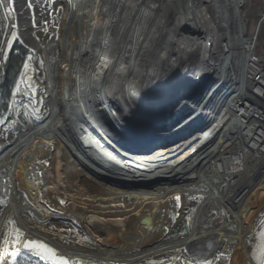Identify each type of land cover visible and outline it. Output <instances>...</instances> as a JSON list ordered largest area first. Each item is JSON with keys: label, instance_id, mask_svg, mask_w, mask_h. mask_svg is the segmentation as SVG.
<instances>
[{"label": "bare ground", "instance_id": "obj_1", "mask_svg": "<svg viewBox=\"0 0 264 264\" xmlns=\"http://www.w3.org/2000/svg\"><path fill=\"white\" fill-rule=\"evenodd\" d=\"M211 2L226 26L240 18L244 0L16 1L28 15L19 26L33 29L26 43L42 58L51 107L0 151L4 237L21 229L25 240L48 243L70 264H137L168 253L213 261L230 243L242 264H253L246 243L264 213L249 212L256 198L249 182L221 189L215 150L229 131L208 105L216 85L203 88L208 79L230 80L240 40L228 33L217 57L204 6ZM192 54L197 65L190 70ZM182 82L198 89L188 99L175 96ZM234 101L226 106L235 109ZM160 117L178 121L169 131L146 130ZM196 118L204 130L192 131ZM202 183L207 190L196 189ZM197 195L206 199L191 231L173 236ZM24 214L74 224L104 251L63 245ZM14 247L0 241L4 252Z\"/></svg>", "mask_w": 264, "mask_h": 264}, {"label": "rangeland", "instance_id": "obj_2", "mask_svg": "<svg viewBox=\"0 0 264 264\" xmlns=\"http://www.w3.org/2000/svg\"><path fill=\"white\" fill-rule=\"evenodd\" d=\"M16 1L17 0H11V3H9V8L7 10V13H10L11 16H13L14 20L12 21V27L14 26L18 39L22 41L24 45H26L33 53L34 57L32 58V61H28L23 66L24 69L21 73V76L19 77V81L14 87V92L12 95V99L9 105L8 115L0 118V151L5 148L4 146L6 144L12 143L17 136V132L21 130L22 128H26L28 126L33 125L34 122H36L37 117L44 114L49 108L51 107V98L49 97V83L47 80L44 64L41 60V56L39 52L33 50L26 41L32 40V38L29 36L32 32V27L28 26L27 24H23L19 26L20 22H24L26 19H28V15H26V11L23 9H17L16 8ZM253 5L250 7L249 4L247 6H244L240 9V14L244 16L245 19L251 23L252 25L251 29H254L256 26V23H258V20L261 16V10H262V3L261 0H252ZM206 7L209 19L211 21L212 27V37L210 38V43L212 42L214 44V50L216 52L217 57H222L224 53V46L225 41L224 38L226 35H228L229 31L232 33L231 36L235 37L239 33L238 26L236 25L235 18L232 19L230 23V29L226 24H224L222 20L221 13L219 11V7L215 2L207 3L204 5ZM232 14H233V9ZM230 13V14H231ZM25 35L29 36V40L25 37ZM237 45H235L236 47ZM240 51V48L238 49ZM237 53V47L236 51ZM239 55V54H238ZM237 54H234L233 60H232V68L233 70L237 71L239 62H240V56ZM39 62L42 64L41 66V72L42 76L44 78V82H42L39 78L40 76V69L38 68ZM196 55L192 54V57L189 58V66L190 70L191 68H194L196 66ZM208 79V78H207ZM209 80V79H208ZM210 87H214L216 85L215 80H211ZM215 92V91H214ZM216 94V93H215ZM214 94V95H215ZM214 97V96H213ZM212 97V98H213ZM212 102V99L210 98L208 105L210 106ZM212 111H216V105L212 106ZM152 115V114H151ZM154 116V114H153ZM165 117H160L157 120V123H153L146 128V130L153 131L154 129H158V131H169L171 130L173 124L169 118L164 121ZM157 125V126H155ZM170 126V127H169ZM172 140L175 139V137L171 138ZM207 174H210L212 172V169H209L206 171ZM199 189L207 190L208 187L203 185L198 187ZM226 190H223L225 192ZM257 193V192H256ZM256 197H260V193L256 194ZM206 196H192L189 198L191 207L189 210L185 213V215L182 218V222L178 224L177 227L173 228L171 230V234L174 235H183L188 234L191 231L192 225L194 224V219L196 216V210L197 206L200 202L205 201ZM257 200L254 199L252 209L249 210L250 214H256V210L260 209L259 211H262L264 213V209H262V206H264V202L262 205H259L261 202V198ZM1 208V207H0ZM249 214V216H250ZM24 218L30 223V225L34 226L39 232H42L44 234H47L51 238L56 239L58 242H61L63 245L82 249V250H94L98 252L104 251V246L101 245V243L96 242L87 234L85 231L81 230V228L75 226L74 224H71L69 222H62L60 220H50L46 223H40L37 222L35 219L31 218L28 215H23ZM226 220L225 222L230 223L229 221V215L226 214ZM248 221H246L247 224H250ZM264 222V220H262ZM232 227V226H231ZM20 232L23 233V230L19 229ZM253 237L251 238V241H247L246 245H248L249 251L252 253L253 259L256 262V258H258L257 264H264V224L255 231H253ZM24 234V233H23ZM25 237V236H24ZM38 240L35 237L28 236L26 240ZM254 239L256 241L254 242ZM26 250V249H24ZM238 251V250H237ZM236 251V246L234 243L229 244V249L226 251H222V255L215 259V260H205L210 261L211 264H217L219 262L226 263V264H242V256L241 252ZM236 255L238 256L236 258ZM229 256L233 259L232 262H229ZM74 264H81L79 261L75 262ZM90 264H96V263H90ZM97 264H110V263H97ZM137 264H204V261H194L193 259L189 257H183L178 256V253H168L163 256L154 257L142 262H139Z\"/></svg>", "mask_w": 264, "mask_h": 264}, {"label": "built area", "instance_id": "obj_3", "mask_svg": "<svg viewBox=\"0 0 264 264\" xmlns=\"http://www.w3.org/2000/svg\"><path fill=\"white\" fill-rule=\"evenodd\" d=\"M261 3V16L254 29L240 12V18L235 17L239 33L232 37L240 40L239 66L234 71L232 62L229 64L227 82L218 84L216 79L210 107L216 105V119L222 117V125L229 131L227 141L215 150L221 166V189L234 191L249 182L251 192L264 196V0ZM248 4L251 7L252 0H244L242 7ZM236 96L240 103L235 102ZM230 100H235V109L226 106ZM200 123L205 125L201 119Z\"/></svg>", "mask_w": 264, "mask_h": 264}, {"label": "trees", "instance_id": "obj_4", "mask_svg": "<svg viewBox=\"0 0 264 264\" xmlns=\"http://www.w3.org/2000/svg\"><path fill=\"white\" fill-rule=\"evenodd\" d=\"M9 0H0V118L8 115L9 105L19 77L26 62L32 61L34 53L16 39L7 55L5 54L8 38L12 30L13 16L7 13ZM264 33V31H263ZM42 64L39 62L40 80L44 82L41 72ZM18 264H43L39 257L27 250H22L17 258ZM12 264V260L10 262Z\"/></svg>", "mask_w": 264, "mask_h": 264}, {"label": "snow or ice", "instance_id": "obj_5", "mask_svg": "<svg viewBox=\"0 0 264 264\" xmlns=\"http://www.w3.org/2000/svg\"><path fill=\"white\" fill-rule=\"evenodd\" d=\"M11 3V0H9ZM31 7V4H29ZM16 36L13 34V39ZM179 201L180 197H176ZM63 203V201H61ZM14 234H10L4 237L3 233H0V241L8 245H14V250L11 252H4L0 248V264H8V257H11L12 264H18L17 258L20 256L22 250L26 249L28 252L33 253L43 264H70L69 259L66 258L57 249L46 242L39 240H25L24 234L19 229H13ZM187 251V250H186ZM204 264H211L210 261H204Z\"/></svg>", "mask_w": 264, "mask_h": 264}, {"label": "water", "instance_id": "obj_6", "mask_svg": "<svg viewBox=\"0 0 264 264\" xmlns=\"http://www.w3.org/2000/svg\"><path fill=\"white\" fill-rule=\"evenodd\" d=\"M13 34H15L16 38L18 37L15 28L11 31V34H10V36H9V38H8V42H7V46H6V50H5V54H6V55H7L8 51H9V49L11 48L10 46H12L13 43H14V41L16 40V38L13 39ZM210 82H212L211 79L208 80V82L203 86V88L208 89L209 86H210ZM176 89L180 92V93H176V95H175L176 97L181 98L182 95H183V96H184L183 98H187V99H188L189 95L192 94V92L198 90L195 86H193V84H191V83H189V82H182V83H180V84H176ZM165 90H166V88H165ZM168 91H169V90H168ZM170 91H171V90H170ZM199 92H201V91H199ZM205 93H206V92H205ZM205 93L202 92V94H205ZM160 94H162V92H161ZM199 94H200V93H199ZM202 94H201V95H202ZM170 95H172V91L168 94V96H170ZM197 95H198V93H197ZM183 98H182V99H183ZM157 110H159V109H157ZM166 119H168V117H166V118L164 119V121H166ZM169 119H170V118H169ZM170 120H171V121H169V122H172L171 124H173V125H174L175 122L178 121V120H176V121H172L173 119H170ZM193 121H195V122L192 123V125H191V129H192V131H199V130H201V129H203V128L205 127V125H203V124H201V123L198 124V123H199V119H198V118H196V119L193 120ZM153 123H154V122H153ZM196 125H198V128L196 127ZM169 127H170V126H169ZM193 129H194V130H193ZM60 253H61V252H60Z\"/></svg>", "mask_w": 264, "mask_h": 264}]
</instances>
